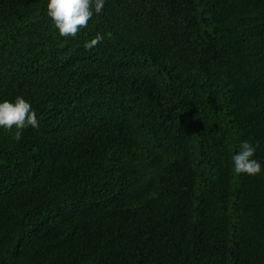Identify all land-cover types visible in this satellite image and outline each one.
Here are the masks:
<instances>
[{
	"label": "trees",
	"instance_id": "16d2710c",
	"mask_svg": "<svg viewBox=\"0 0 264 264\" xmlns=\"http://www.w3.org/2000/svg\"><path fill=\"white\" fill-rule=\"evenodd\" d=\"M0 0V264H264V0H106L75 38ZM111 32L91 50L85 43Z\"/></svg>",
	"mask_w": 264,
	"mask_h": 264
},
{
	"label": "clouds",
	"instance_id": "9594fccd",
	"mask_svg": "<svg viewBox=\"0 0 264 264\" xmlns=\"http://www.w3.org/2000/svg\"><path fill=\"white\" fill-rule=\"evenodd\" d=\"M106 0H48L47 15L51 18L59 34L64 38H75L81 30L88 27L89 21L94 15L103 12ZM109 39L112 33H97L90 41L85 43V48L91 50L105 39ZM0 127L12 132L15 128L14 139L20 141L23 131L29 127L39 128V119L32 105L22 96H17L14 102L5 100L0 103ZM257 147L242 141L238 153L231 157L233 172L236 175L247 174L249 176L261 175L264 166L254 159Z\"/></svg>",
	"mask_w": 264,
	"mask_h": 264
}]
</instances>
